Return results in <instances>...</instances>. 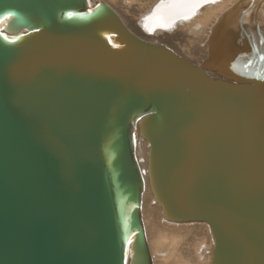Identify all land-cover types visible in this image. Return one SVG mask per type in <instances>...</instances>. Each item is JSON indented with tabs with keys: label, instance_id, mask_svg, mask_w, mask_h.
<instances>
[{
	"label": "water",
	"instance_id": "obj_1",
	"mask_svg": "<svg viewBox=\"0 0 264 264\" xmlns=\"http://www.w3.org/2000/svg\"><path fill=\"white\" fill-rule=\"evenodd\" d=\"M7 13L0 264H152L145 179L164 219L208 224V264H264L262 37L224 52L216 35L196 65L104 1L0 0Z\"/></svg>",
	"mask_w": 264,
	"mask_h": 264
},
{
	"label": "bare ground",
	"instance_id": "obj_2",
	"mask_svg": "<svg viewBox=\"0 0 264 264\" xmlns=\"http://www.w3.org/2000/svg\"><path fill=\"white\" fill-rule=\"evenodd\" d=\"M110 1L131 18L126 27L143 40L151 41L152 37L174 32L176 39L183 37L180 47L182 55L173 51L188 61L193 57L191 49L194 43H199L204 49L200 62L206 59L216 35L225 37L226 41L218 43L214 49L221 46L224 52H227L228 47L245 49L239 43L251 40V37L264 39V0H104L107 4ZM109 5L118 13L111 3ZM153 8L155 10L149 25V19H145V16ZM200 62L195 63L200 65ZM207 73L213 75L211 71ZM146 152L147 143L137 139L135 154L140 166L145 164ZM150 201L155 203L150 206V213L154 214L152 216H155V220L153 223L149 221L153 227L147 230L145 218L148 214L144 217V209ZM140 211L152 264H208L213 246L208 224L202 221L173 222L164 219L159 205L152 201L147 179L141 195ZM207 252L208 255L205 254Z\"/></svg>",
	"mask_w": 264,
	"mask_h": 264
},
{
	"label": "rangeland",
	"instance_id": "obj_3",
	"mask_svg": "<svg viewBox=\"0 0 264 264\" xmlns=\"http://www.w3.org/2000/svg\"><path fill=\"white\" fill-rule=\"evenodd\" d=\"M102 1H104V0H102ZM111 3V5L118 11V15L120 16V18L122 19V21H124V23L126 24V23H128V25L130 24V22H131V18H129V16L126 14V13H124V12H122L121 10H120V8H119V6H117V5H115L114 3H113V1H110L109 2V4ZM113 3V4H112ZM127 24H126V26H128ZM175 33L176 32H174V33H171V34H169V35H166V36H164V35H160V34H158V35H160V36H158L157 38H155V37H152L151 38V42L152 41H155V43H162V44H165V45H167L169 48H171L172 50H176L175 52H180L181 51V43H183V37H178V39H176L175 37ZM155 39V40H154ZM178 50V51H177ZM191 53H192V55H193V57H192V59H189L191 62H193V63H199L200 62V60L203 58V56H204V49H203V47L202 46H199V43H197V44H193L192 45V49H191ZM178 54H181V52L180 53H178ZM182 55V54H181ZM195 57V58H194ZM194 59V60H193ZM198 61V62H197ZM195 63V64H196ZM154 202V201H153ZM151 204H155V203H151V201L148 203V204H146L147 206H146V208L144 209V217H146L147 216V214H148V216L145 218L146 220V226H148L147 227V230L148 229H150V227L152 226L153 227V221L155 220V216H152V215H154L153 213L151 214L150 213V211H151V209H150V206H151ZM149 206V207H148ZM148 211H149V213H150V215H149V213H148ZM146 215V216H145ZM148 218H150V219H148ZM151 219H153V220H151ZM163 220V219H162ZM152 222V223H150V222ZM205 254H207L208 255V252L207 253H205Z\"/></svg>",
	"mask_w": 264,
	"mask_h": 264
},
{
	"label": "snow or ice",
	"instance_id": "obj_4",
	"mask_svg": "<svg viewBox=\"0 0 264 264\" xmlns=\"http://www.w3.org/2000/svg\"><path fill=\"white\" fill-rule=\"evenodd\" d=\"M97 7H99V5H97ZM69 15H71V13H69ZM10 17H11V13L5 14L2 18H0V23L8 20ZM0 37H3V39L5 41H11V42H15V40L17 39V37H15V36H13V37L7 36L3 31H0ZM260 59L264 60V56H261ZM259 78L264 79V76H261Z\"/></svg>",
	"mask_w": 264,
	"mask_h": 264
}]
</instances>
